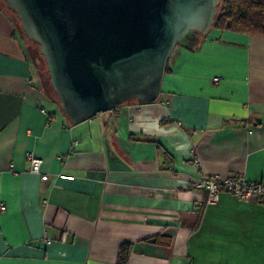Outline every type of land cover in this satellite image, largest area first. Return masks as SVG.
Returning a JSON list of instances; mask_svg holds the SVG:
<instances>
[{
  "label": "crops",
  "instance_id": "obj_1",
  "mask_svg": "<svg viewBox=\"0 0 264 264\" xmlns=\"http://www.w3.org/2000/svg\"><path fill=\"white\" fill-rule=\"evenodd\" d=\"M8 8L0 0V264H123L125 242L126 264H264V199L211 201L190 185L264 183V35L213 26L176 47L157 102L73 124Z\"/></svg>",
  "mask_w": 264,
  "mask_h": 264
},
{
  "label": "water",
  "instance_id": "obj_2",
  "mask_svg": "<svg viewBox=\"0 0 264 264\" xmlns=\"http://www.w3.org/2000/svg\"><path fill=\"white\" fill-rule=\"evenodd\" d=\"M40 45L73 124L129 100L157 102L169 59L193 31L207 35L221 0H5Z\"/></svg>",
  "mask_w": 264,
  "mask_h": 264
},
{
  "label": "trees",
  "instance_id": "obj_3",
  "mask_svg": "<svg viewBox=\"0 0 264 264\" xmlns=\"http://www.w3.org/2000/svg\"><path fill=\"white\" fill-rule=\"evenodd\" d=\"M213 26L255 35H264V0H221L216 21ZM202 36L203 34L195 32V39L197 38L196 40ZM41 79L43 81L42 76ZM43 86L48 91V87L45 85ZM51 87V89L54 90L52 83ZM54 92L56 91L54 90ZM131 250V243L125 242L121 245L119 251L120 263L126 264L128 262Z\"/></svg>",
  "mask_w": 264,
  "mask_h": 264
},
{
  "label": "built area",
  "instance_id": "obj_4",
  "mask_svg": "<svg viewBox=\"0 0 264 264\" xmlns=\"http://www.w3.org/2000/svg\"><path fill=\"white\" fill-rule=\"evenodd\" d=\"M215 80L218 81L219 77L215 78ZM28 157L31 169L34 172H40L43 162L42 158L34 155L33 153H30ZM43 178L47 181L49 179V175L44 174ZM190 185L197 189H209L211 201L216 200L222 190H227L240 198L264 199V183L250 181L242 175L237 177H222L220 174H207L200 180L195 181ZM5 209L6 206L3 205L2 210Z\"/></svg>",
  "mask_w": 264,
  "mask_h": 264
},
{
  "label": "rangeland",
  "instance_id": "obj_5",
  "mask_svg": "<svg viewBox=\"0 0 264 264\" xmlns=\"http://www.w3.org/2000/svg\"><path fill=\"white\" fill-rule=\"evenodd\" d=\"M2 2L5 4V6H7V3L5 2V0L4 1L2 0ZM8 9L11 10L10 8H8ZM10 12H12L16 15V18L18 20L19 33L24 37V39L26 41L27 52H28L30 58L32 59L33 64L37 66V69L43 78V81L41 79V82L44 83L43 85L48 87V93H50V95L53 98H56L58 100V95L56 94V92H54L53 89H51L52 88L51 87V77L49 74L48 66H47L46 60L44 58V55L41 53L40 45L28 38L27 34L22 29L21 21L17 17V14L13 10H11ZM194 37H195V32H193V31L189 32L186 35V37H184L179 42L177 47H180V46L185 45V44H189L191 41H193Z\"/></svg>",
  "mask_w": 264,
  "mask_h": 264
}]
</instances>
